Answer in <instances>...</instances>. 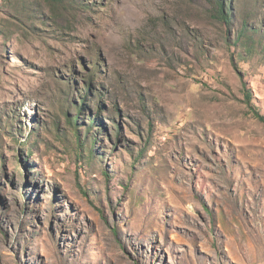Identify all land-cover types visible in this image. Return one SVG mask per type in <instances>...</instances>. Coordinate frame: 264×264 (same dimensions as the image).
<instances>
[{"label": "rangeland", "instance_id": "rangeland-1", "mask_svg": "<svg viewBox=\"0 0 264 264\" xmlns=\"http://www.w3.org/2000/svg\"><path fill=\"white\" fill-rule=\"evenodd\" d=\"M220 1L0 0V264H264V0Z\"/></svg>", "mask_w": 264, "mask_h": 264}, {"label": "trees", "instance_id": "trees-1", "mask_svg": "<svg viewBox=\"0 0 264 264\" xmlns=\"http://www.w3.org/2000/svg\"><path fill=\"white\" fill-rule=\"evenodd\" d=\"M216 2H218V5H219V13L222 15V19H224L225 21H229L230 12L228 14L225 12V5H224V3L221 2L220 0H216ZM243 36H244V34H238V38H237V40L234 41V45H238L239 44V41L243 39ZM247 98L248 99H251L252 96L248 93L247 94ZM82 99H84V98H82ZM86 101H87V99L85 98L84 99V103H83L84 105H85V102ZM78 115H81V113L78 114ZM259 119H260V121H262L264 123V116L259 115ZM77 139L79 141L78 142V144H79V151L81 153H83V150L85 148V144L80 140L79 130H78V134H77ZM87 159L93 161V159H94L93 158V154L89 158H87Z\"/></svg>", "mask_w": 264, "mask_h": 264}]
</instances>
